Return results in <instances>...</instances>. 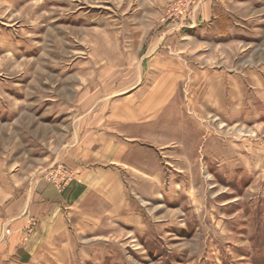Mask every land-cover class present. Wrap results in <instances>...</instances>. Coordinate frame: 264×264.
<instances>
[{
    "label": "rangeland",
    "instance_id": "374dc122",
    "mask_svg": "<svg viewBox=\"0 0 264 264\" xmlns=\"http://www.w3.org/2000/svg\"><path fill=\"white\" fill-rule=\"evenodd\" d=\"M37 181L88 189L50 264H264V0H0V199Z\"/></svg>",
    "mask_w": 264,
    "mask_h": 264
},
{
    "label": "crops",
    "instance_id": "0c3cea01",
    "mask_svg": "<svg viewBox=\"0 0 264 264\" xmlns=\"http://www.w3.org/2000/svg\"><path fill=\"white\" fill-rule=\"evenodd\" d=\"M108 129L89 139L86 156L126 168L133 167L132 147L128 150L126 141L133 137H128L127 125L121 124L120 129L124 133H111ZM90 144L93 148L88 149ZM93 172L82 171L81 178L88 180L94 176ZM72 185L69 194L44 181H37L0 199V235L4 229L10 230L7 237L0 240V264H50L52 255L69 252L70 233L76 234L74 227L70 226V218L75 222L78 215L83 214L82 210L89 207L85 203L88 189L79 183ZM101 185L107 188L111 184L105 180ZM117 187L123 189L122 184ZM31 218L37 221V227L34 233L27 235L24 231Z\"/></svg>",
    "mask_w": 264,
    "mask_h": 264
},
{
    "label": "built area",
    "instance_id": "2783aa9c",
    "mask_svg": "<svg viewBox=\"0 0 264 264\" xmlns=\"http://www.w3.org/2000/svg\"><path fill=\"white\" fill-rule=\"evenodd\" d=\"M74 171L68 167L60 166L51 172V179L58 188L67 186L74 178ZM9 233V230H7Z\"/></svg>",
    "mask_w": 264,
    "mask_h": 264
},
{
    "label": "bare ground",
    "instance_id": "6f19581e",
    "mask_svg": "<svg viewBox=\"0 0 264 264\" xmlns=\"http://www.w3.org/2000/svg\"><path fill=\"white\" fill-rule=\"evenodd\" d=\"M170 75V74H169ZM232 105V104H231ZM145 106V105H144Z\"/></svg>",
    "mask_w": 264,
    "mask_h": 264
}]
</instances>
